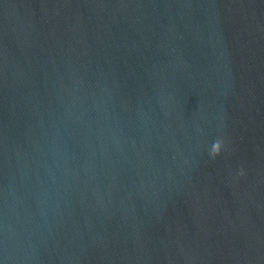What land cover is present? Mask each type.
<instances>
[{
  "label": "water",
  "instance_id": "1",
  "mask_svg": "<svg viewBox=\"0 0 264 264\" xmlns=\"http://www.w3.org/2000/svg\"><path fill=\"white\" fill-rule=\"evenodd\" d=\"M0 264H264V0H0Z\"/></svg>",
  "mask_w": 264,
  "mask_h": 264
}]
</instances>
